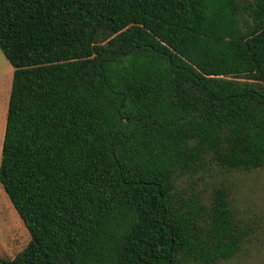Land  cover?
I'll list each match as a JSON object with an SVG mask.
<instances>
[{
	"label": "trees",
	"instance_id": "trees-1",
	"mask_svg": "<svg viewBox=\"0 0 264 264\" xmlns=\"http://www.w3.org/2000/svg\"><path fill=\"white\" fill-rule=\"evenodd\" d=\"M0 50V184L30 236L0 264L243 249L254 228L229 190L194 186L264 165V0H0Z\"/></svg>",
	"mask_w": 264,
	"mask_h": 264
},
{
	"label": "rangeland",
	"instance_id": "rangeland-1",
	"mask_svg": "<svg viewBox=\"0 0 264 264\" xmlns=\"http://www.w3.org/2000/svg\"><path fill=\"white\" fill-rule=\"evenodd\" d=\"M12 75L13 67L0 50V157ZM188 179L183 177L181 186L188 188ZM222 185L230 192L234 210L253 226L254 233L235 257L218 264H264V165L252 171L207 172L194 188L207 196L213 187ZM29 239L22 219L0 184V257H14Z\"/></svg>",
	"mask_w": 264,
	"mask_h": 264
},
{
	"label": "crops",
	"instance_id": "crops-1",
	"mask_svg": "<svg viewBox=\"0 0 264 264\" xmlns=\"http://www.w3.org/2000/svg\"><path fill=\"white\" fill-rule=\"evenodd\" d=\"M11 83H12V80H11ZM11 89V88H10ZM10 94V93H9ZM8 105V104H7ZM4 127H5V123H3V125H2V134H3V136H4Z\"/></svg>",
	"mask_w": 264,
	"mask_h": 264
},
{
	"label": "water",
	"instance_id": "water-1",
	"mask_svg": "<svg viewBox=\"0 0 264 264\" xmlns=\"http://www.w3.org/2000/svg\"><path fill=\"white\" fill-rule=\"evenodd\" d=\"M127 121V119H125Z\"/></svg>",
	"mask_w": 264,
	"mask_h": 264
}]
</instances>
